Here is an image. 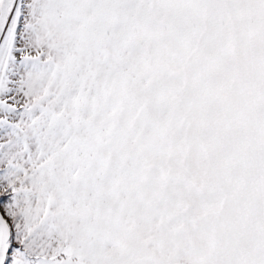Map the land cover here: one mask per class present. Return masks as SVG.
I'll list each match as a JSON object with an SVG mask.
<instances>
[{"label":"snow or ice","instance_id":"snow-or-ice-1","mask_svg":"<svg viewBox=\"0 0 264 264\" xmlns=\"http://www.w3.org/2000/svg\"><path fill=\"white\" fill-rule=\"evenodd\" d=\"M0 264H264V0H0Z\"/></svg>","mask_w":264,"mask_h":264}]
</instances>
